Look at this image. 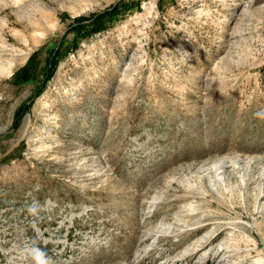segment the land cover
<instances>
[{
	"label": "rangeland",
	"instance_id": "rangeland-1",
	"mask_svg": "<svg viewBox=\"0 0 264 264\" xmlns=\"http://www.w3.org/2000/svg\"><path fill=\"white\" fill-rule=\"evenodd\" d=\"M7 61L0 264H264V0H0Z\"/></svg>",
	"mask_w": 264,
	"mask_h": 264
},
{
	"label": "bare ground",
	"instance_id": "bare-ground-1",
	"mask_svg": "<svg viewBox=\"0 0 264 264\" xmlns=\"http://www.w3.org/2000/svg\"><path fill=\"white\" fill-rule=\"evenodd\" d=\"M145 9H147V12L143 15L144 16H148L150 13V11L153 9V5L151 7H146ZM145 18V17H144ZM148 18V17H146ZM143 20V18L140 16V20ZM141 22V21H140ZM14 69H15V64H14V61H7L5 62L4 64H2L0 66V75L2 76H6L7 78L8 77H12L13 73H14ZM64 94L69 98V101L72 100H75V94L69 92V90H65ZM70 96V97H69ZM46 106H49V103L46 104ZM66 108V107H65ZM50 119H56L55 116H52ZM47 134H48V138L50 137H53L52 136V133L50 131H47ZM44 139V138H42ZM42 148V147H41ZM42 149H45L44 147ZM223 261V259H222ZM261 259H256V263H261ZM226 262V261H225ZM221 263V262H220Z\"/></svg>",
	"mask_w": 264,
	"mask_h": 264
},
{
	"label": "clouds",
	"instance_id": "clouds-1",
	"mask_svg": "<svg viewBox=\"0 0 264 264\" xmlns=\"http://www.w3.org/2000/svg\"><path fill=\"white\" fill-rule=\"evenodd\" d=\"M257 115H258V116H260V115H264V113H257ZM36 261H37V264H47V262L43 259L42 254L36 256Z\"/></svg>",
	"mask_w": 264,
	"mask_h": 264
}]
</instances>
